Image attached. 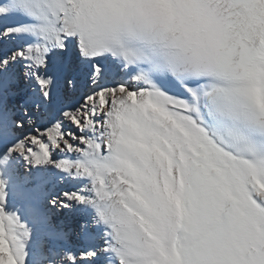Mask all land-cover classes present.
I'll list each match as a JSON object with an SVG mask.
<instances>
[{
    "label": "snow or ice",
    "instance_id": "1",
    "mask_svg": "<svg viewBox=\"0 0 264 264\" xmlns=\"http://www.w3.org/2000/svg\"><path fill=\"white\" fill-rule=\"evenodd\" d=\"M0 264H264V0H0Z\"/></svg>",
    "mask_w": 264,
    "mask_h": 264
}]
</instances>
